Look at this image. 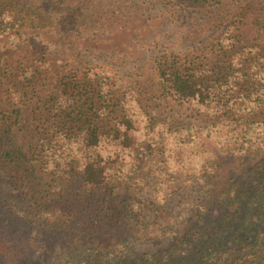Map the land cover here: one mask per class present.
<instances>
[{
	"label": "trees",
	"instance_id": "1",
	"mask_svg": "<svg viewBox=\"0 0 264 264\" xmlns=\"http://www.w3.org/2000/svg\"><path fill=\"white\" fill-rule=\"evenodd\" d=\"M86 1L0 0V40L20 42L0 50V264H204L206 255H176L183 241L166 222H131L134 190L166 171L208 185L219 166L213 146L236 158L264 152V117L257 119L264 102V0H160L215 6L225 15L216 20L222 31L212 45L155 58V93L214 117L189 128L147 104L144 85L120 84L107 66L59 64L38 45L50 33L59 41L74 32L96 37L99 21L82 24ZM68 51L81 53L78 45ZM31 105L38 141L28 154L13 129ZM161 190L155 202L164 201ZM212 205L220 218L206 226L205 214H195L190 231L201 238L189 250L209 229L230 232L234 221L243 222L232 247L224 251L229 237L220 236L210 241L208 257L264 264V240L257 239L264 235V165L244 171ZM144 239L176 250L146 258L124 252Z\"/></svg>",
	"mask_w": 264,
	"mask_h": 264
},
{
	"label": "rangeland",
	"instance_id": "2",
	"mask_svg": "<svg viewBox=\"0 0 264 264\" xmlns=\"http://www.w3.org/2000/svg\"><path fill=\"white\" fill-rule=\"evenodd\" d=\"M84 6L86 18L82 24L89 20L99 21L100 30L96 32V37L87 32L80 35L74 32L67 36L65 41H59L56 35L50 33L46 35L45 40L43 38L36 40L41 47L46 45V52L50 53L51 58L59 60V64L62 65L68 63L75 66H107L114 70L120 84L131 85L137 82L144 85V88H148L147 104L154 102L159 105V109L180 126L203 127L213 123L214 117L210 114L201 113L190 105H178L172 99L155 93L157 80L154 63L158 55L192 54L212 45L214 38L222 31V22L216 20L225 16L220 14L219 7L168 6L160 0H87ZM28 41L29 38L25 36L24 42ZM18 44H20L18 38L2 39L0 50L15 48ZM75 45L79 46L80 54H71L72 52L68 51ZM65 48L66 51L62 50ZM32 115V105L23 107L19 122L13 129L28 154L37 148L38 141L34 133ZM263 117L264 102L257 119L262 120ZM212 150L219 166L208 185L201 186L184 174L166 171L159 179L156 176H152L155 179L145 178L144 183H138L137 189L134 190L137 201L130 211L133 215L131 222L147 225L166 222L165 225L173 227L174 238L183 241V246L176 250L170 246L171 244L167 246L159 244L154 239H144L138 244L124 248L125 253L146 258L161 255L172 248L181 259L189 252L197 254L198 258L206 255L204 264H225V261H218L214 256L208 257L210 254L208 252L211 251L210 241H216L220 236H228L229 240L223 244L227 248L224 251L228 250L234 242L232 233L240 231L243 222L234 221L230 232L227 229L219 230L220 227L212 232L209 229L206 233L207 238L200 239L196 251L189 249H193L198 244L197 238L201 237H198L195 231H190V226L196 221V213L205 214L206 226L219 219L222 212L217 213V209L213 208V202H217L223 193H228L229 186L238 183L244 171L264 165V152L236 158L230 153L219 152L214 146ZM144 152L143 149L140 151L141 154H145ZM136 174L138 178L142 176ZM40 175L45 176L43 171ZM124 184L123 182L122 186L117 185L124 189ZM156 188L162 189L164 201H154L153 194ZM8 232L15 236L9 229L4 230L3 234L8 235ZM257 239L264 240V235L259 233ZM190 240L192 242H189ZM204 246L206 248H203ZM237 251L241 252L240 249ZM118 254L120 253L112 254L110 259ZM52 262L40 264H53Z\"/></svg>",
	"mask_w": 264,
	"mask_h": 264
}]
</instances>
